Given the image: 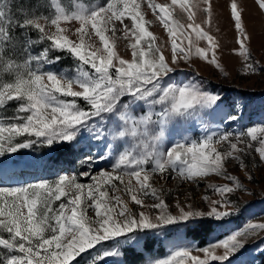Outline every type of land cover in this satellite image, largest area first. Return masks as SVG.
<instances>
[{
    "label": "snow or ice",
    "instance_id": "6c2138e0",
    "mask_svg": "<svg viewBox=\"0 0 264 264\" xmlns=\"http://www.w3.org/2000/svg\"><path fill=\"white\" fill-rule=\"evenodd\" d=\"M256 3L264 10V0H256ZM177 6L187 14L186 24L173 19V10ZM148 8L154 13L158 10V19L171 39L170 61L163 54V46H157L156 37L145 26L150 21L145 20L138 0H107L106 6L94 7L91 11L85 7L71 16L64 13L63 19L79 21V27L75 29L78 42L64 35L63 28L57 27L55 33L46 34L39 24L22 23L20 27H33L39 33L37 40L29 39V46L45 41L51 43L34 58L37 63L35 70L8 82L0 81V109L10 101L19 102L15 116L0 117V156L34 144L71 143L81 130L87 131L93 139L109 135L114 140L126 138L129 134L133 138L148 136L149 124L155 127L168 118H187L203 107L214 105L220 99L219 95L207 92L200 82L193 81L163 89L159 99L168 102V106L159 114L149 112L137 119L130 114V105H123L118 127L108 129L103 123H94L102 122L107 113L115 111L126 95L131 101L151 96L161 79L177 69L180 59L188 61L195 54L223 71L215 52L218 47L216 38L195 22L196 11L201 9L211 17L209 0H195L194 3L171 0V4L148 0ZM125 17L130 18L131 26L117 29L116 22L123 24ZM231 17L240 34V55L247 60L249 49L246 42L250 37L242 23L237 0H231ZM60 18L58 16L52 23L58 25ZM117 31H121L122 38L128 41L131 59H125L117 52L116 42L121 39L117 37ZM184 40L188 41L186 45ZM199 40H207L208 47L198 46ZM52 49L67 50L78 60L77 78L42 71L39 65L52 61L49 58ZM210 51L211 59L208 58ZM85 65L91 72L83 70ZM245 68L255 71L250 63ZM78 98H82L83 105L78 103ZM236 118L229 117L231 120ZM162 135L161 128L149 137V142H142V150H137L138 146L126 148L117 156L111 171H101L96 175L88 171L62 174L54 180L0 186V248L6 250L0 251V264H72L96 245L109 240L128 239L137 231L161 230L193 219H220L236 213L238 208L225 195L241 187L235 176L229 177L235 182V187L228 184L215 187L221 198L211 200L209 210H196L191 204L186 210L177 202L176 214L170 211L160 194L162 190L153 187L149 181L154 173L164 177L169 170L179 178L193 181L212 173L223 174L226 159L239 160V154L245 151L239 145L251 147L245 136L259 143L255 151L264 163V127H249L246 132L235 136L231 132H214L200 140L177 142L166 153H160L155 147ZM18 137L23 138L22 142H18ZM225 143L228 150H218V146ZM104 158V155L98 156L99 160ZM94 160L96 157L88 155L81 164L91 166ZM149 164L152 165L150 170ZM244 166L241 163V167ZM80 176H90L91 183H81ZM117 180L122 187L114 182ZM124 195L148 211H133ZM148 195L157 202L144 204L143 197ZM89 209L93 214H89ZM257 230L264 231V223L249 221L245 229L223 240L205 247H182L166 258L153 260L151 264L223 262L245 243L258 237ZM218 249H223L222 254H217ZM110 254L109 251L104 252V256Z\"/></svg>",
    "mask_w": 264,
    "mask_h": 264
},
{
    "label": "rangeland",
    "instance_id": "374dc122",
    "mask_svg": "<svg viewBox=\"0 0 264 264\" xmlns=\"http://www.w3.org/2000/svg\"><path fill=\"white\" fill-rule=\"evenodd\" d=\"M138 2L141 3V11L145 20L150 21L145 26L156 37L157 46H163V54L166 60L170 61L171 39L158 19V10L154 13L148 8V0H138ZM154 2L171 4V0H154ZM194 2L195 0H190V3ZM209 3L212 8L211 17L201 9L196 11L195 22L216 38L218 47L215 52L223 71L195 54L188 61L180 59L179 64L176 65L177 69L167 73L161 79L159 87L151 96L131 101L126 95L121 98L115 111L107 113L102 122L94 121V123H103L108 129L118 127L120 115L124 111L121 107L123 105H130L129 112L137 119L149 112L159 114L168 106V102L159 99L163 94V89L169 85L183 86L193 81L200 82L207 92L219 95L220 99L214 105L203 107L187 118H168L163 120L162 124L157 123L155 127L149 124L147 126L148 136L133 138L129 134L126 138L114 140L109 135L103 139H93L87 131L81 130L71 143H54L51 146L34 144L27 149L6 153L0 156V186H20L40 180H54L62 174L71 175L88 171L91 175H96L101 171H111L112 165L121 152L133 146H138L137 150H142V142H149V137L161 128L163 135L155 147L160 153H166L177 142L200 140L214 132H231L235 136L246 132L249 127H264V10L259 8L256 0H237L242 23L250 37V40L246 42L249 49V58L246 60L240 55V34L235 29L234 20L231 17V0H209ZM2 4L3 0H0V7ZM106 4L107 1L73 0L70 5L60 0H50L53 11L45 16L31 18L24 23L39 24L46 34L55 33L57 27L63 28L65 29L64 35L78 42L75 29L79 27V21L65 20L62 18L63 14L67 13L71 16L85 7L91 11L94 7L106 6ZM58 16L61 17L59 24H53L52 21ZM173 19L186 24L187 14L177 6L173 10ZM3 23L4 18L0 17V81L8 82L20 74L35 70L37 63L34 58L45 47L50 46L51 42L45 41L29 46V39L35 41L39 37L35 28L20 27V24L18 32L11 29L12 26H16V23L12 25L6 22V29ZM124 25L131 26L129 17L124 18L123 24L117 21L115 27L121 29ZM108 34L111 35L110 32ZM116 35L121 37L116 42L117 52L123 58L131 59L128 41L122 38L121 31H117ZM95 39L99 42L98 38ZM187 43V40L183 41L184 45ZM197 43L200 47H208L207 40H199ZM211 56L210 51L208 58L211 59ZM49 58L51 62L39 65L44 73H54L69 78L78 77L79 62L67 50L52 49ZM248 63L254 66L255 71L245 68ZM83 70L91 72L87 65L83 66ZM18 105L19 102L15 100L8 102L3 109H0V117L15 116ZM230 116H237V118L231 120ZM143 131L142 126L141 132ZM244 139L251 143V147L239 145V147H244L245 151L239 154V160L232 157L226 159L223 174L212 173L206 178L193 181L179 178L172 170H169L164 177L159 173H154L150 178L149 182L153 187L162 190L160 194L169 205L170 211L176 214L177 202L186 210L189 204L196 210H209L210 201L221 198L220 194L215 191V187L224 184L235 187V182L229 177H236L241 187L225 195L236 205L238 211L220 219L204 217V219H211L215 222L205 242L195 240L186 233V229L194 226L201 219L199 218L171 224L161 230L137 231L128 239L120 238L118 242L115 240L102 242L77 257L72 264H80L81 261H84V264H151L153 260L166 258L179 248L192 245L205 247L210 243L223 240L245 229L249 221L264 223V163L260 161L259 153L255 151L260 145L257 141H250L247 136ZM17 140L22 142L23 138L18 137ZM109 144L111 147H108ZM218 150L226 151L228 145L225 143L218 146ZM88 155L96 157V160L91 166L82 165L81 161ZM99 155H104L105 158L99 160ZM241 163L245 165L243 168ZM147 167L150 170L152 165L149 164ZM80 182L91 183L90 176H80ZM114 182L122 187L118 180ZM124 198L129 201V206L133 211H148L147 208L135 205L129 196L124 195ZM143 200L147 205L157 202L151 195L143 197ZM58 204L59 202L56 206ZM89 214H93L91 209H89ZM154 215L155 212H153ZM257 231H259V236L245 243L235 254L223 262L213 261L212 264H264V231ZM4 235L7 238V234ZM150 240H153L155 247L146 250L144 244ZM0 251L6 250L0 248ZM105 251L112 254L104 256ZM138 252H141V258L138 257ZM222 252L223 249L217 250V254H222Z\"/></svg>",
    "mask_w": 264,
    "mask_h": 264
},
{
    "label": "trees",
    "instance_id": "16d2710c",
    "mask_svg": "<svg viewBox=\"0 0 264 264\" xmlns=\"http://www.w3.org/2000/svg\"><path fill=\"white\" fill-rule=\"evenodd\" d=\"M60 1L67 2L71 5L73 0ZM99 1L106 2L107 0ZM0 11V17L4 18V28L6 26V22H8V24L11 23L12 25L13 23H16V26H12L11 29L19 32L20 30L18 26L20 24L31 18L45 16L49 12L53 11V8L50 5V0H3ZM78 103L83 105V101L80 98H78ZM214 224V220L201 218L196 222L194 226L187 228L186 233L195 240L205 242L207 235L213 230ZM144 245L146 250H150L155 247V243L153 242V240H150L147 243L145 242ZM157 248L158 246L156 247V249ZM137 255L139 258H141L142 254L141 252H138ZM80 264H84V261H81Z\"/></svg>",
    "mask_w": 264,
    "mask_h": 264
},
{
    "label": "bare ground",
    "instance_id": "6f19581e",
    "mask_svg": "<svg viewBox=\"0 0 264 264\" xmlns=\"http://www.w3.org/2000/svg\"><path fill=\"white\" fill-rule=\"evenodd\" d=\"M2 178V177H1ZM3 180V179H2Z\"/></svg>",
    "mask_w": 264,
    "mask_h": 264
}]
</instances>
